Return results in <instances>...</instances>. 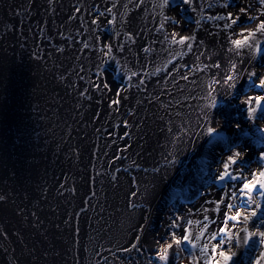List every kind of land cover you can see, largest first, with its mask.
<instances>
[{
	"label": "bare ground",
	"instance_id": "obj_1",
	"mask_svg": "<svg viewBox=\"0 0 264 264\" xmlns=\"http://www.w3.org/2000/svg\"><path fill=\"white\" fill-rule=\"evenodd\" d=\"M242 6L0 0V264H223L224 250L264 264V244L233 247L220 233L237 211H264V196L241 192L264 172V139L249 165L245 147H215L221 136L247 135L244 145L253 146L264 135V112L248 103L264 95L251 86L264 81V51H256L264 35L236 50L229 35L239 39L242 25L256 22L241 15L224 29L229 21L214 19ZM261 13L254 4L249 15L264 20ZM166 36L195 41L184 52ZM234 156L229 170L240 179L221 181ZM190 190L200 198L178 204ZM255 220L228 221V231L255 232ZM168 233H190L196 247L174 244L161 260Z\"/></svg>",
	"mask_w": 264,
	"mask_h": 264
},
{
	"label": "snow or ice",
	"instance_id": "obj_2",
	"mask_svg": "<svg viewBox=\"0 0 264 264\" xmlns=\"http://www.w3.org/2000/svg\"><path fill=\"white\" fill-rule=\"evenodd\" d=\"M164 5L167 6L170 4L171 0H163ZM184 4L192 5L194 3V0H182ZM242 4L244 6L240 7L238 12L232 13L229 12L226 16H217L214 17V19L218 20H225L229 21L228 23H225L223 25L224 29H232L233 25H239V22L241 20V15L248 16V19L252 22H256V27L253 29L250 27V25H242L244 28V31H241L238 35L240 36L239 39H232L233 35H237V33L233 32L229 35V39L233 45V49L239 50L243 47H252L253 44L251 43L255 38L257 37V34L264 35V20H261L259 16H251L249 13L253 10L254 4H258L259 6H264V0H242ZM225 7L228 5L225 4ZM100 15H104L103 12L100 13ZM261 15H264V13H261ZM165 40H169L170 45H180L184 48V52L190 51L193 47V42L195 41V36H180L178 39L173 38L170 39L169 37H165ZM85 48H88V44H84ZM231 50V49H230ZM145 52L148 51V49H144ZM256 51L261 52L264 51L259 44L256 45ZM106 52L108 54L112 53V47L109 46L106 49ZM184 52H181L179 54H184ZM133 75H136V73H133ZM252 75H255L253 73ZM183 78H187L184 76ZM231 79V77H229ZM253 87H259L261 89H264V81H261L258 85L252 84ZM92 87L96 88L98 91L102 89H107L108 85L106 83H96L92 82ZM85 98L91 99V96L88 95V89L82 90L81 93ZM121 103L120 99H112L110 100V106H117ZM248 103L252 105L251 111L252 112H264V95L256 96L255 98H249ZM214 106V105H213ZM236 156H239V153H236ZM237 159L236 157H229L227 162L223 163V173L220 175L221 180H225L226 178H230L231 180H238L240 179V176L234 175L229 169L233 165H237ZM261 178H264V172L259 173V176L256 180H247L242 185L241 192L247 193H256L259 192L261 196H264V182H260ZM259 184V187L257 186ZM233 198H235V193L232 194ZM5 199L4 196L0 195V201H3ZM226 207L230 210L232 208V205H226ZM251 207L250 205L248 206ZM251 217H255L256 220L253 221V227L257 229V231H249L248 228H242L240 233H229L228 231V221H234L236 223H245L247 224ZM264 225V212L261 211V208L259 205L255 209H251V211H245L243 216L240 211H237L234 215H230L227 217V220L225 221V227L220 229V233H222L224 236H227L229 240L234 239L233 247H237L239 245L244 246L245 248H249L254 246L257 242L260 244H264V231H260V226ZM173 227H179V225H173ZM205 229L207 228V225L203 226ZM232 227H235L233 224ZM196 240H200L201 236H196ZM212 240H217V236H212ZM160 243L159 241L157 242ZM218 243L222 246L223 236L220 237ZM139 244V237H136V243H133L131 245L132 248H137ZM175 245H181V250L186 251L187 249L184 247L185 245L190 244L191 247L195 248L196 245L192 243V237L191 234H185L183 236H177L176 233L172 234V240L167 242L166 247H161L160 249V259L167 261L169 249L173 248ZM202 251L206 252L207 248L203 249ZM212 251H218L216 247L212 249ZM218 255L222 257L223 264H242L241 258L237 257V259H233V256L235 253H230L228 250L224 251H218ZM214 264H221L220 260H216Z\"/></svg>",
	"mask_w": 264,
	"mask_h": 264
},
{
	"label": "rangeland",
	"instance_id": "obj_3",
	"mask_svg": "<svg viewBox=\"0 0 264 264\" xmlns=\"http://www.w3.org/2000/svg\"><path fill=\"white\" fill-rule=\"evenodd\" d=\"M241 136H244V137H246V138H242ZM241 136H235V137H230L229 135L227 136V137H225V136H221V137H218L217 139H216V143H215V147H217V149L218 148H223L225 145H227V143H229L230 145H232V146H234V145H236L237 146V148H239L240 146H242V147H245L246 148V150L245 151H251L252 153H249L248 154V158H249V161L247 162L246 160V162L244 161V164L245 165H249L248 163L250 162L251 163V157L252 156H255V154L257 153V151L259 150V148H260V145H261V143H262V138L264 139V135H263V133H262V135H260L261 136V138H256L257 140H254V145L253 146H251L250 145V143H248L247 142V146L246 145H244V142H245V140L247 139L248 140V137H247V135H241ZM232 143V144H231ZM222 150V149H221ZM223 151V150H222ZM253 151H254V153H253ZM215 165H217V163L215 164ZM207 173V172H206ZM227 179V181H228V179L229 178H226ZM221 181H223V180H221ZM221 181H219V183L221 182ZM207 185V184H206ZM206 185H204V186H206ZM192 190H190V195H187L186 196V198H184V197H182L184 194H182L181 195V193L179 194V196H178V204L179 203H181V201H183V202H185V203H187V202H191L190 204H192V203H194L198 198H200V196H201V192L199 193V190H193L192 192H191ZM184 198V199H183ZM177 205V204H176ZM175 206V205H174ZM175 208H177V209H175ZM175 208H173L172 209V211H170V213H171V217H172V220H171V222L174 224V221H173V216H175L174 218H176L177 216L176 215H178V206L177 207H175ZM176 210V211H175ZM262 212H264V211H262ZM255 218V217H254ZM168 231V230H167ZM170 234V235H169ZM168 239H169V241L170 240H172V234L171 233H168Z\"/></svg>",
	"mask_w": 264,
	"mask_h": 264
}]
</instances>
